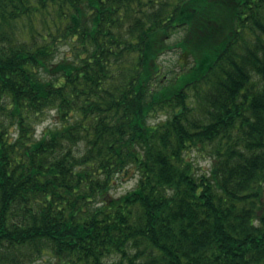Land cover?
I'll use <instances>...</instances> for the list:
<instances>
[{
  "label": "trees",
  "instance_id": "trees-1",
  "mask_svg": "<svg viewBox=\"0 0 264 264\" xmlns=\"http://www.w3.org/2000/svg\"><path fill=\"white\" fill-rule=\"evenodd\" d=\"M0 264H264V0H0Z\"/></svg>",
  "mask_w": 264,
  "mask_h": 264
},
{
  "label": "rangeland",
  "instance_id": "rangeland-1",
  "mask_svg": "<svg viewBox=\"0 0 264 264\" xmlns=\"http://www.w3.org/2000/svg\"><path fill=\"white\" fill-rule=\"evenodd\" d=\"M171 39H174L171 38ZM64 50V48H61ZM178 53L176 49L170 50L167 53L161 56V60L166 67H173L176 63ZM164 114H158L154 117H151L150 120L152 122H156L157 120L164 118ZM56 122V118L52 110L46 112L45 117L36 124L35 133L36 136L39 137L41 133L49 126H53ZM191 156L195 161V164L202 168L208 169L210 166V158L208 156V152H204L202 150L193 149L191 152ZM137 181V175L133 173L132 169L129 170L128 175L121 177L116 184L115 187L112 188L111 192L116 196L122 193H125L127 190L132 189Z\"/></svg>",
  "mask_w": 264,
  "mask_h": 264
}]
</instances>
